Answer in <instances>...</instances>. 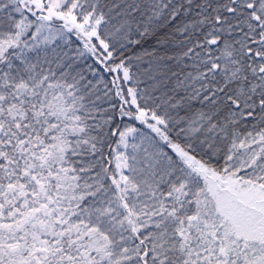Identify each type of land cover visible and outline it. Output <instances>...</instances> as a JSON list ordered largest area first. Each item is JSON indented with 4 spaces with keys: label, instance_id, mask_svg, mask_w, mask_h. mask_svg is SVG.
I'll return each mask as SVG.
<instances>
[{
    "label": "snow or ice",
    "instance_id": "6c2138e0",
    "mask_svg": "<svg viewBox=\"0 0 264 264\" xmlns=\"http://www.w3.org/2000/svg\"><path fill=\"white\" fill-rule=\"evenodd\" d=\"M0 264H264V0H0Z\"/></svg>",
    "mask_w": 264,
    "mask_h": 264
}]
</instances>
